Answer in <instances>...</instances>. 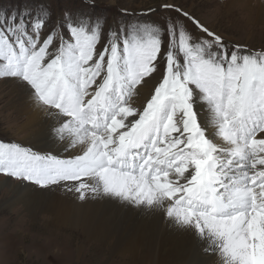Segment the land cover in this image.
<instances>
[{
	"label": "snow or ice",
	"instance_id": "snow-or-ice-1",
	"mask_svg": "<svg viewBox=\"0 0 264 264\" xmlns=\"http://www.w3.org/2000/svg\"><path fill=\"white\" fill-rule=\"evenodd\" d=\"M159 7L202 35L171 17L166 28L141 25V40L127 24L102 28L84 13L53 21L42 5L0 16V75L29 83L40 109L66 117L56 131L86 145L63 159L0 144V177L71 186L81 198L90 177L148 202L180 192L169 214L222 240L227 264H256L264 253V51L229 45L169 0ZM153 83L142 110L133 107L130 98ZM173 168L187 185L168 180Z\"/></svg>",
	"mask_w": 264,
	"mask_h": 264
},
{
	"label": "bare ground",
	"instance_id": "bare-ground-1",
	"mask_svg": "<svg viewBox=\"0 0 264 264\" xmlns=\"http://www.w3.org/2000/svg\"><path fill=\"white\" fill-rule=\"evenodd\" d=\"M240 1L251 4L250 9L254 8L258 17L262 14L264 0ZM11 96L13 102L8 99ZM0 102L2 111L9 109L2 116L3 123L14 124L16 133L23 134L10 137L17 147L40 157L69 159L83 154L86 145L73 146L72 136L56 131L66 117L53 109H40L36 95L22 80L1 79ZM203 121L213 136L215 128L210 119L205 116ZM217 137L215 141L224 144ZM191 174L192 170L187 169L185 176L190 179ZM168 180L173 184L188 183L183 177H177L174 168ZM86 183L89 190L81 198L79 192L69 190L71 186L56 183L41 187L27 180L3 178L0 179V202L4 209L22 210L31 220H39L47 228L69 227L87 240L106 243L111 254L132 258L139 254L138 259L146 264H227L221 251L222 240L207 230H199L193 222L169 214L168 209L182 193H176L171 200L157 195L148 202L105 191L97 177L88 178Z\"/></svg>",
	"mask_w": 264,
	"mask_h": 264
},
{
	"label": "rangeland",
	"instance_id": "rangeland-1",
	"mask_svg": "<svg viewBox=\"0 0 264 264\" xmlns=\"http://www.w3.org/2000/svg\"><path fill=\"white\" fill-rule=\"evenodd\" d=\"M163 2L165 0H90L89 5L85 6L84 0H0V16L10 14L14 9L19 11L26 4L42 5L49 10L53 21L61 18L65 12L73 16L84 13L99 18L102 28L110 25L115 29L127 24L131 26V34L141 40L146 38L145 33L148 32L146 28L142 30L141 25L155 21L158 26L166 28L171 22L169 19L171 17L178 19L189 34L202 35L187 17L161 9L159 5ZM169 2L175 3L195 20L221 35L229 45L238 44L252 51H264V6L262 14L258 17L256 10L250 9L251 4L244 5L240 0H169ZM150 9L155 11L152 12ZM124 13H128V16ZM151 34L155 35V33ZM3 78L11 77L0 75V80ZM14 78L25 82L36 95L29 83L20 77ZM154 88V83L142 87L139 93L130 98L129 103L142 110ZM8 99L13 102L12 96ZM1 106L2 102H0V144L17 145L10 137H22L23 134L16 133L14 124L3 123L2 116L9 109L2 111ZM202 123L206 126L204 121ZM215 131L212 133L213 136L211 135L214 141L218 138ZM258 138L264 137L258 136ZM218 144L222 143L218 142ZM3 178L24 180L11 176L0 177ZM4 208L1 201L0 264H146L138 259L139 254L134 258L129 255L111 254L106 243L99 244L95 240H87L81 233L72 231L69 227L47 228L41 221L31 220L22 210L10 211Z\"/></svg>",
	"mask_w": 264,
	"mask_h": 264
},
{
	"label": "clouds",
	"instance_id": "clouds-1",
	"mask_svg": "<svg viewBox=\"0 0 264 264\" xmlns=\"http://www.w3.org/2000/svg\"><path fill=\"white\" fill-rule=\"evenodd\" d=\"M256 264H264V253H262L261 257L256 261Z\"/></svg>",
	"mask_w": 264,
	"mask_h": 264
}]
</instances>
